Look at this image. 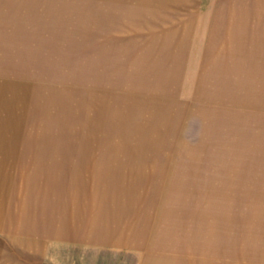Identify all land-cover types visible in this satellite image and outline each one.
<instances>
[{"label":"rangeland","instance_id":"374dc122","mask_svg":"<svg viewBox=\"0 0 264 264\" xmlns=\"http://www.w3.org/2000/svg\"><path fill=\"white\" fill-rule=\"evenodd\" d=\"M85 3L0 16V264H264V0Z\"/></svg>","mask_w":264,"mask_h":264},{"label":"bare ground","instance_id":"6f19581e","mask_svg":"<svg viewBox=\"0 0 264 264\" xmlns=\"http://www.w3.org/2000/svg\"><path fill=\"white\" fill-rule=\"evenodd\" d=\"M138 131H139V128H138ZM141 138L139 140V143L141 144H146L148 143V140L146 139V136L148 131H145V129L141 126ZM3 140V137L0 138V141ZM153 144H150V149H152V146ZM137 156V155H136ZM89 161L87 158L84 159V161L82 162L84 165H86L85 167H87L88 165H90V162H87ZM2 163V161H0V164ZM102 170H107V171H113L115 169H123L125 170L126 172L123 174L121 173V175H118V176H115V174H111V175H104V176H109V177H106L104 179L101 180V177H99V185H97V188L99 189V186H100V190H118V192L121 191V188H125V187H128V186H133V184L131 183V175H130V172L134 169L133 167H130V165H126L124 164L123 162H121V164L117 165L115 168L112 167V165H109V164H105L102 163ZM140 167V166H139ZM138 167V168H139ZM136 168V167H135ZM108 172H105L104 174H106ZM99 175L102 176V174L100 173ZM116 201L119 202V203H124V201L126 202L127 200L124 199V198H120L119 196L116 197ZM114 227L113 224H104V227L101 229V230H97L99 232H94L95 234H98V237L100 235L102 236H112V234L115 233V230H112V228ZM145 230H139L138 227H133V229L130 230V234L128 236H126V238H123V239H120V240H117V243H121V241H124L125 239L128 241V242H131L135 237L134 235H140V234H144ZM122 235V233H117L115 235ZM114 235V236H115ZM113 236V237H114Z\"/></svg>","mask_w":264,"mask_h":264},{"label":"crops","instance_id":"0c3cea01","mask_svg":"<svg viewBox=\"0 0 264 264\" xmlns=\"http://www.w3.org/2000/svg\"><path fill=\"white\" fill-rule=\"evenodd\" d=\"M1 1L2 0H0V11L2 10L3 13L0 16H6V17L8 15L16 16L17 13L20 15V13L18 11H21V9H24L26 11L34 10V9H44V10L45 9H55L56 11L64 9V10H71V11L72 10L82 11V10L87 9L86 5L89 4V3H85L86 1H89V0H40L41 4H38V7L36 8V7H34L35 5L28 4V2H32L35 0H5V2L12 1L10 3L7 2L5 5L2 4ZM113 1H115V0H113ZM118 1H127V0H118ZM135 1H137V0H135ZM46 2L47 3L48 2H52V3L55 2V3L54 4L51 3V5H48V4H46ZM81 2H83V3L81 4ZM64 6H65V8H63ZM13 11H15L14 14H13ZM24 14L25 15H33V14L26 13V12ZM54 14H57V13H54ZM73 14H76V13H68L67 15H73ZM78 14H80V13H78ZM80 15H85V14H80ZM0 48H3V45H0ZM124 242H128V241L124 240ZM118 245H120V243ZM147 246L148 245H145L144 249H146ZM146 250H148V248ZM144 264H156V262L153 259H148L144 262Z\"/></svg>","mask_w":264,"mask_h":264}]
</instances>
